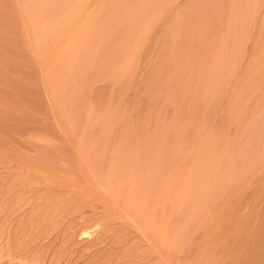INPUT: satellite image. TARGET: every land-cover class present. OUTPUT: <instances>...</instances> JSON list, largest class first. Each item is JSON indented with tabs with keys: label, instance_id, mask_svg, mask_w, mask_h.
Instances as JSON below:
<instances>
[{
	"label": "rangeland",
	"instance_id": "1",
	"mask_svg": "<svg viewBox=\"0 0 264 264\" xmlns=\"http://www.w3.org/2000/svg\"><path fill=\"white\" fill-rule=\"evenodd\" d=\"M73 2L0 0V264L264 242V0Z\"/></svg>",
	"mask_w": 264,
	"mask_h": 264
},
{
	"label": "bare ground",
	"instance_id": "2",
	"mask_svg": "<svg viewBox=\"0 0 264 264\" xmlns=\"http://www.w3.org/2000/svg\"><path fill=\"white\" fill-rule=\"evenodd\" d=\"M96 1V0H95ZM81 2H82V0H77V1H75L74 0V2H73V4L72 5H76V6H80L81 5ZM84 2H85V0H84ZM85 4V3H84ZM90 4V3H89ZM70 5H71V3H70ZM37 16V15H36ZM31 19V18H30ZM33 19V18H32ZM31 19V20H32ZM30 20V21H31ZM55 39H56V37H55ZM51 55V54H50ZM52 56V55H51ZM44 57V56H43ZM50 57V56H49ZM48 57V58H49ZM53 58V57H52ZM113 125H115V124H113ZM118 125V124H117ZM110 126V125H109ZM117 127V126H116ZM123 127V126H122ZM138 136V135H137ZM110 139V138H109ZM117 139V138H116ZM139 140V139H138ZM82 141V140H81ZM130 142V141H129ZM82 143V142H81ZM102 143V142H101ZM100 143V144H101ZM82 145V144H81ZM95 146V145H94ZM81 147V146H80ZM105 147H107V146H105ZM138 147V146H137ZM81 149V148H80ZM88 149V148H87ZM105 149V148H104ZM110 149V148H109ZM127 150V149H126ZM98 151V150H97ZM148 151V150H147ZM96 152V151H95ZM153 153V152H152ZM109 154V153H108ZM87 156V155H86ZM83 157V156H82ZM85 157V156H84ZM131 157V156H130ZM144 157V156H143ZM142 157V158H143ZM153 157H154V155H153ZM103 159V158H102ZM138 159V158H137ZM142 160V159H141ZM94 161H96V160H94ZM113 161V160H112ZM75 162H76V160H75ZM103 163H104V161H103ZM93 164V163H92ZM115 164V163H114ZM122 164V163H121ZM86 165H87V163H86ZM117 165V164H116ZM82 166V165H81ZM97 166V165H96ZM146 167H147V165H146ZM101 168V167H100ZM108 168V167H107ZM152 168V167H151ZM86 169V168H85ZM105 169V168H104ZM141 169V168H140ZM146 169V168H145ZM149 169V168H148ZM162 169V168H161ZM165 169V168H164ZM167 169V168H166ZM170 169V168H169ZM177 169V168H176ZM141 170H143V169H141ZM150 170V169H149ZM93 171V170H92ZM163 170H161L160 172H162ZM176 171V170H175ZM84 172V171H83ZM164 172V171H163ZM79 173V172H78ZM90 173V172H89ZM112 173V172H111ZM165 173H166V171H165ZM168 173V172H167ZM85 174V173H84ZM104 174V173H103ZM156 174H157V172H156ZM163 174L164 173H162V176H163ZM80 175V174H79ZM143 175V174H142ZM111 176V175H110ZM113 176H114V174H113ZM126 176V175H125ZM165 176V175H164ZM172 177H174V175L172 176ZM142 178V177H141ZM91 179V178H90ZM134 179V178H133ZM137 179V178H136ZM135 179V180H136ZM152 179H153V177H152ZM161 178L159 177V180H160ZM165 179V178H164ZM164 179H162L161 180V182H163V180ZM214 179V178H213ZM158 180V179H157ZM149 181V180H148ZM151 181V180H150ZM156 181V180H155ZM171 181H173V178H172V180ZM175 181V180H174ZM173 181V182H174ZM82 182V181H81ZM110 182V181H109ZM153 182V181H152ZM161 182H160V184H161ZM173 182H171V183H173ZM62 183V182H61ZM129 183H130V181H129ZM156 183V182H155ZM67 184H69V183H67ZM76 184V183H75ZM96 184V183H95ZM163 184V183H162ZM165 184H166V182H165ZM156 185V184H155ZM172 185V184H171ZM94 186V185H93ZM130 186V185H129ZM174 186V183H173V185H172V188H174L173 187ZM112 187H113V185H112ZM160 187L162 188L163 186L162 185H160L159 186V189L158 190H160L159 191V194L161 193V191H163V188L162 189H160ZM124 188H125V186H124ZM156 188H157V186H156ZM165 188V187H164ZM168 188V187H167ZM170 188V190L172 189L171 187H169ZM154 189V188H153ZM93 190V189H92ZM110 190V189H109ZM122 189H120V192H122L121 191ZM124 190V189H123ZM173 190V189H172ZM170 191L171 193H173L174 194V192L173 191ZM157 191V190H156ZM155 191V192H156ZM99 192V191H98ZM102 192V191H101ZM119 192V193H120ZM170 192H168V195H173V194H169ZM92 193V192H91ZM103 193V192H102ZM111 193V192H110ZM109 194V193H108ZM116 194V193H115ZM121 194V193H120ZM132 194V193H131ZM156 194V193H155ZM163 194V193H162ZM123 195V194H122ZM120 196V195H119ZM159 196H162L161 194L159 195ZM171 196H167L166 195V197L169 199V204H170V201H171ZM174 196V195H173ZM83 197V196H82ZM114 197V196H113ZM157 197V196H156ZM107 198V197H106ZM121 198V197H120ZM158 198H160V197H158ZM157 198V199H158ZM173 198V197H172ZM175 198V197H174ZM88 199V198H87ZM91 199V198H90ZM119 199V198H118ZM132 199V198H131ZM156 199V198H155ZM157 199H156V201H157ZM86 200V199H85ZM164 200H166V199H164ZM88 201V200H87ZM87 201H86V203H87ZM154 201V200H153ZM155 201V202H156ZM168 201V200H167ZM166 201V203H168ZM174 200L172 199V202H173ZM96 202V201H95ZM110 202V201H109ZM121 202H122V200H121ZM125 202V201H124ZM132 202V201H131ZM130 202V203H131ZM92 203V202H91ZM94 203V202H93ZM158 203H159V201H158ZM158 203H156L157 205H158ZM174 203V202H173ZM155 204V205H156ZM156 205V206H157ZM171 205H173V204H171ZM171 205H170V207H171ZM151 206V205H150ZM168 206L169 205H167V209H168ZM130 207H132V206H130ZM164 207H165V205H164ZM92 208H94V207H92ZM158 208H159V206H158ZM153 209V208H152ZM157 209V208H156ZM101 210V209H100ZM159 210H161V209H159ZM159 210H158V212H159ZM164 210H165V214H167L166 212H168V211H166V209L164 208ZM164 210L162 209V211L164 212ZM170 211H171V208L169 209ZM173 210H174V208H173ZM172 210V211H173ZM144 211V210H143ZM138 212V211H137ZM155 212V211H154ZM161 212V211H160ZM169 213V212H168ZM170 213H172V212H170ZM102 214V213H101ZM158 214V213H157ZM162 213H160V215H161ZM164 214H162V216H163ZM104 216V215H103ZM102 216V217H103ZM147 216V215H146ZM162 216H159V217H161V218H157V220H159L160 222H163L162 221V219L165 221L166 219H164V218H170V217H166L165 215V217H163L162 218ZM151 217V216H150ZM153 217V216H152ZM154 217H155V215H154ZM262 217V216H261ZM104 218V217H103ZM110 218V217H109ZM112 218V217H111ZM148 218V217H147ZM173 218H174V216H173ZM172 218V219H173ZM105 219V218H104ZM107 219V218H106ZM149 219V218H148ZM175 219V218H174ZM173 219V220H174ZM151 221V220H150ZM158 221V222H159ZM167 221H169V220H167ZM153 222V221H152ZM155 222V221H154ZM158 222H157V224H158ZM159 222V223H160ZM171 221H169V224L171 225V223H170ZM168 223V222H167ZM167 223H165V224H167ZM173 223V222H172ZM156 224V225H157ZM163 224V223H162ZM168 224V225H169ZM168 225H167V227L166 228H168ZM173 225V224H172ZM164 227V225H161V223H160V227ZM166 226V225H165ZM151 227V226H150ZM159 227V228H160ZM169 227H171V226H169ZM166 228H163V229H165V230H163V231H165L166 232ZM147 229V228H146ZM157 229V228H156ZM172 229V228H171ZM171 229H169L168 228V230H171ZM84 231V230H83ZM151 231V230H150ZM173 231V230H172ZM165 232H164V234H165ZM168 232V231H167ZM166 232V233H167ZM148 233V232H147ZM153 233V232H152ZM177 233V232H176ZM234 233V232H233ZM247 233V232H246ZM155 234V233H154ZM231 234V233H230ZM228 235V237H229V240H227V245H229V247L224 243L223 245H222V247H220V244L218 245V244H216V246L217 247H213L214 248V258H215V256H216V260L215 259H213L212 260V258H211V260L209 259V261L211 262L210 264H264V242H262V243H260L259 245H255V244H253V241L252 242H250V243H248V240L249 239H247L248 237H247V235H245V234H243L244 236H246L247 238H245V240H247V242L244 240V238H243V240L246 242V243H248V245L247 244H245L244 242V244H241V241L242 240H236V241H234V239H237L236 237H238V236H236L235 234H236V232L232 235V237H231V235ZM250 234V233H249ZM248 234V236H250ZM150 235V234H149ZM161 235V234H160ZM242 235V236H243ZM164 236V235H163ZM178 236V235H177ZM236 236V237H235ZM242 236L239 238V239H242ZM233 237H235V238H233ZM231 238H233L232 240H231ZM250 238H251V236H250ZM167 239V238H166ZM251 240V239H250ZM249 240V241H250ZM166 241H168V240H166ZM165 241V242H166ZM164 242V243H165ZM238 243V244H236V243ZM240 243V244H239ZM160 244V243H159ZM167 244L169 245V243L167 242ZM173 244V243H172ZM250 244H252V245H250ZM175 245V244H174ZM226 245V246H225ZM162 247V246H161ZM168 247V246H167ZM171 246H169V248H170ZM218 247H220L219 249H221V250H219V252L220 253H218V251L216 250ZM216 248V249H215ZM212 250V249H211ZM217 254H216V253ZM166 253H167V251H166ZM175 253V252H174ZM168 255H170L169 254V252L167 253ZM171 256V255H170ZM207 256V255H206ZM173 258V257H172ZM175 258V257H174ZM157 260V259H156ZM203 260H205V259H203ZM214 261V262H213ZM176 262V261H175ZM201 264V263H200ZM209 264V263H208Z\"/></svg>",
	"mask_w": 264,
	"mask_h": 264
}]
</instances>
